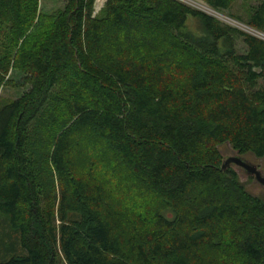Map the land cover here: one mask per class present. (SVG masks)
<instances>
[{
	"label": "trees",
	"instance_id": "trees-1",
	"mask_svg": "<svg viewBox=\"0 0 264 264\" xmlns=\"http://www.w3.org/2000/svg\"><path fill=\"white\" fill-rule=\"evenodd\" d=\"M38 2L0 0V88L24 90L0 104V264H264V200L221 170L225 149L264 159V40L176 0ZM101 147L151 218L75 175Z\"/></svg>",
	"mask_w": 264,
	"mask_h": 264
},
{
	"label": "rangeland",
	"instance_id": "rangeland-1",
	"mask_svg": "<svg viewBox=\"0 0 264 264\" xmlns=\"http://www.w3.org/2000/svg\"><path fill=\"white\" fill-rule=\"evenodd\" d=\"M195 10L204 12L220 22L235 27L245 33L254 35L264 40V32L255 30L247 25V18L255 2L253 0H237L234 1L228 10L217 11L207 6L202 0H176ZM106 0H95L93 5V14H97L104 6ZM65 0H39L37 9L43 10L47 15L62 10ZM184 30L194 37L205 35L203 24L198 17L188 16L185 21ZM223 43L220 41L219 47L222 48ZM235 50L243 52L244 46L239 39L235 41ZM17 75L9 71L5 80H11L15 83ZM24 90L15 85L5 84L0 88V104L10 99H14L21 95ZM40 142V139L38 140ZM79 149V148H78ZM89 149V148H88ZM82 155V152L76 157L75 175L81 176L82 179H88L90 183L99 184L107 193L108 200L113 208H126L132 210H142L148 218L152 217V212L157 207L155 199L145 195L142 197L131 177H128L118 160L113 155L108 154L102 147L96 150H88ZM232 155V151L225 149V158ZM115 159L113 160L112 157ZM245 159L258 164L259 168L264 171V159H256L250 155L244 156ZM232 167V166H231ZM233 168V167H232ZM239 178L243 181L246 190L255 196H259L264 200V187L253 182L252 177L245 176L242 171H237ZM54 175V174H53ZM41 178H45L44 175ZM54 187L58 189L55 177ZM123 181V185H122ZM123 186V187H122ZM57 191V190H56ZM140 193V194H139ZM168 214V212H165Z\"/></svg>",
	"mask_w": 264,
	"mask_h": 264
},
{
	"label": "water",
	"instance_id": "water-1",
	"mask_svg": "<svg viewBox=\"0 0 264 264\" xmlns=\"http://www.w3.org/2000/svg\"><path fill=\"white\" fill-rule=\"evenodd\" d=\"M232 166L235 171H242L245 176L252 177L253 182L264 187V171L261 170L258 164L253 163L244 158V156L237 155L236 152H232L231 156L224 157L221 164V170Z\"/></svg>",
	"mask_w": 264,
	"mask_h": 264
}]
</instances>
